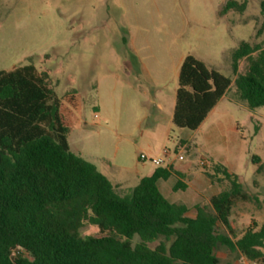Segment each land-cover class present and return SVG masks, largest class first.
Instances as JSON below:
<instances>
[{
    "label": "rangeland",
    "instance_id": "1",
    "mask_svg": "<svg viewBox=\"0 0 264 264\" xmlns=\"http://www.w3.org/2000/svg\"><path fill=\"white\" fill-rule=\"evenodd\" d=\"M228 1L0 0V70L34 64L49 72L73 119L71 150L101 170L107 163L113 184L127 182L117 187L121 195L158 168L142 155L162 159L163 168L189 167L188 175L203 178L218 164L227 167L257 198L233 208L230 221L239 238L253 223L264 224V171L257 173L264 167V107L250 110L232 86L198 130L172 123L185 56L234 81L231 57L240 43L264 47V34L257 36L263 0H233L246 3V10L222 15ZM246 65L241 62V73ZM175 183L161 181L159 188L171 202L186 204L190 216L226 187L211 183L201 195L196 189L174 192ZM196 188L202 191L200 180ZM81 235L99 232L87 226ZM216 253L221 264H261L223 247Z\"/></svg>",
    "mask_w": 264,
    "mask_h": 264
},
{
    "label": "trees",
    "instance_id": "2",
    "mask_svg": "<svg viewBox=\"0 0 264 264\" xmlns=\"http://www.w3.org/2000/svg\"><path fill=\"white\" fill-rule=\"evenodd\" d=\"M246 7L229 0L221 14ZM261 13L264 18V0ZM263 34L264 19L257 36ZM231 58L234 81L185 56L174 126L198 130L232 86L250 110L264 107V47L243 41ZM242 61L247 65L241 73ZM72 124L48 71L34 64L0 70V264H221L216 252L222 247L264 264V224L253 223L239 238L231 226L235 204L257 198L227 167L206 172L211 183L226 187L209 204L196 205L192 217L186 204L171 202L159 188V181L176 176L174 191L186 190L184 174L158 167L121 195L71 150ZM87 226L99 236L83 237Z\"/></svg>",
    "mask_w": 264,
    "mask_h": 264
},
{
    "label": "crops",
    "instance_id": "3",
    "mask_svg": "<svg viewBox=\"0 0 264 264\" xmlns=\"http://www.w3.org/2000/svg\"><path fill=\"white\" fill-rule=\"evenodd\" d=\"M183 61V60H182ZM174 107H175V104H174V106H173V112H174ZM214 110V109H213ZM212 110V111H213ZM172 118H173V116H172ZM181 143H184V142H181ZM179 146V145H178ZM182 148H184V147H182ZM79 155V154H78ZM79 156H81V155H79ZM81 157H83L84 159H86L87 160V158H85L84 156H81ZM87 161H89V162H91V163H93L96 167H97V169L101 172V173H103L105 176L106 175H109L108 173H110L109 172V170H107V167L109 166L107 163H103L102 164V167H103V169L104 170H101L100 168H99V166L97 165V164H95L94 162H92V161H90V160H87ZM169 167H172L175 171H177V172H180V173H182V174H184V178H182V181L185 183V185L187 186V188H186V190H191V191H194L195 189L199 192H195V193H197V194H204L205 192H207V190H209L210 188H211V181H210V179L208 178H203V177H200V176H193V175H188L187 173L189 172V167H186V166H177L175 163H171L169 166H168V168ZM110 168V167H109ZM156 170V169H155ZM155 170H153L150 174H149V176H151L153 173H154V171ZM112 175V174H111ZM137 175H139V173L137 174ZM147 177V176H146ZM108 178V177H107ZM144 178V177H143ZM174 179L175 181H176V183L174 184V186H173V188H172V191H174V187H175V185L177 184V181H178V179H177V177L176 176H172L171 178H169L167 181H169L170 179ZM109 179V178H108ZM142 179V178H141ZM141 179L139 180V182L141 181ZM110 180V179H109ZM199 180L202 182V191H200V189H197L196 187L198 186V182H199ZM111 181V180H110ZM161 181H163V182H166V181H164V180H161ZM161 181H159V183L161 182ZM126 183L127 182H119V183H116V184H114V185H116L117 187H119L120 189H123L125 186H126ZM139 184V183H138ZM137 184V185H138ZM186 190H184V191H186ZM175 192V191H174ZM219 193V192H218ZM218 193H216V194H218ZM216 194H214V195H216ZM214 195H212V196H214ZM211 196V197H212ZM192 217H195V216H192Z\"/></svg>",
    "mask_w": 264,
    "mask_h": 264
},
{
    "label": "built area",
    "instance_id": "4",
    "mask_svg": "<svg viewBox=\"0 0 264 264\" xmlns=\"http://www.w3.org/2000/svg\"><path fill=\"white\" fill-rule=\"evenodd\" d=\"M164 154L167 155V156L170 155V153L168 152V150H165V151H164ZM169 158H170V157H169ZM141 160H142V161H151L153 164H155V165L158 166V167H161V165H162L163 162H164L162 159H151V158H149V157L146 156V155H142V156H141ZM180 160H183V157H182V156L180 157Z\"/></svg>",
    "mask_w": 264,
    "mask_h": 264
}]
</instances>
